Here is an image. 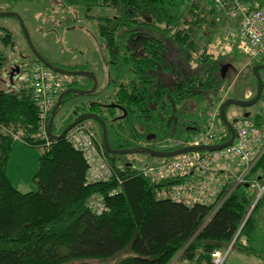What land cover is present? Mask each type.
<instances>
[{"label":"trees","instance_id":"1","mask_svg":"<svg viewBox=\"0 0 264 264\" xmlns=\"http://www.w3.org/2000/svg\"><path fill=\"white\" fill-rule=\"evenodd\" d=\"M100 1L117 12L113 16L100 15L112 19L98 26L105 50L109 49L119 62L125 48L145 50V60L133 63L136 85L128 89L122 84L117 86L113 103L119 105L123 117L112 120L110 129L116 123L121 131L133 132L135 125L142 122L149 130L160 128L171 134L178 128L181 113L190 99L210 102L209 96H216L223 88L224 80L216 61L208 54L207 47L199 46L207 30L209 36L213 33L210 21H215L214 15L220 11L213 0H61L63 6L82 8L85 12L95 10ZM237 1L250 9L259 8L264 2ZM204 4L203 9L199 8ZM199 13H204L206 18L197 17ZM209 16L211 20H207ZM135 34L140 37L132 39ZM8 37L6 34L1 38L4 46L9 44ZM169 48L177 50L176 72L170 83L165 81L171 75L170 69L162 59ZM192 55L195 62L191 61ZM7 60L0 50V264L107 260L127 248L130 255L111 264H211L210 253L228 245L237 232L246 241L240 244L243 251L264 261V253L253 250L264 247L261 225L264 194L247 215L257 191L252 188V181L263 183L264 180V151L245 174V180L222 200L230 188L226 186L213 204L187 205L161 198L158 196L161 188L187 179L152 183L133 163H114L113 155L107 151L114 174L107 181L88 182L89 167L83 153L65 137L57 141L50 139L49 146L37 138L39 110L31 91L15 88L13 83L3 87L1 70L8 65ZM36 62L39 61L34 56L19 63L23 68L14 66L25 72ZM12 77L14 80V74ZM158 78L162 81L155 80ZM71 95H66L63 102ZM114 107L105 110L95 102L77 107L81 111L75 109L56 134L85 112H97L105 121L104 111L113 116ZM252 120L258 125L261 118L256 115ZM185 130L192 133L191 128ZM15 137L28 146L42 149L32 178L36 189L25 193L12 185L6 173ZM169 150L174 148L163 151ZM95 193L103 196L107 206L101 214L87 207L88 199Z\"/></svg>","mask_w":264,"mask_h":264},{"label":"rangeland","instance_id":"2","mask_svg":"<svg viewBox=\"0 0 264 264\" xmlns=\"http://www.w3.org/2000/svg\"><path fill=\"white\" fill-rule=\"evenodd\" d=\"M107 7L110 8L111 6H107L106 2L101 3L100 1L95 10L93 9L92 12H85L82 8L63 6L61 0H12L10 2L7 0H0V12H14L21 17L35 49L42 57L54 63L56 66L60 65L67 69L74 67H80L84 70L89 69V71L91 70L95 73V76L98 78L99 84L95 90V95L73 94L68 101H65L60 106L53 121V131L55 133L60 130L75 109L79 112L81 111V109L79 110L77 107L81 108V106H86V103L97 100L100 102H107L109 105H112L114 101L118 89V85L114 82L123 78V72L121 76H117L115 67L111 64H105V60H103L97 48L96 38L93 37V35L97 36V38L104 43L103 39L98 34V26L101 22H110L112 19L110 20V18L106 17L102 18L100 15L107 14V16H113L117 14L115 10ZM204 7L205 4L203 7L199 6L201 9ZM102 8L105 9L103 10ZM197 17L206 18L204 13H199ZM211 17L212 16H209L207 20H211ZM214 17L216 20L210 21V24L214 26L212 29L213 33L211 32L209 36L207 30V36L200 42L199 46L207 47L208 54L216 61L219 72L223 65L230 64V67L226 69L224 77L222 78L224 80L223 88L218 91L216 96H209L211 97L210 102L208 100L190 99L187 103V107L181 113L182 118L180 119L178 128L171 134L162 132L160 128L149 130L147 124L142 122H139L140 126L135 125L134 130L135 132L139 131V133L142 132L143 134H133L134 131H121L120 127L115 123V127L111 128L108 133L112 146H123L126 147L125 149L146 148L162 151L188 146L193 135L205 130L207 113L216 105H220L227 98H253L256 93L257 83L252 74V69L253 66L257 64L258 60L253 62L249 61L247 57L241 54L236 48L237 29L240 16L236 11L226 14L222 10L219 13L217 12ZM6 34H8L10 41L7 46H4L1 43V38L6 36ZM208 41H211L209 43L210 45ZM0 50L4 51L8 59V65H6L5 69L11 71L15 69V62L18 63L17 65H20V62L31 60L34 57L27 44L18 19L12 15L0 16ZM107 54L108 53H106L105 56ZM194 57L195 56L192 55L191 61H194ZM194 62L191 63L195 66L196 64ZM258 64L262 63L259 62ZM261 70L262 68L259 69V72ZM2 71L3 69L1 72ZM106 71L110 72L112 81L108 88L104 87L100 90L101 86L104 84V81H100L101 73ZM2 77L4 79L2 84L3 87L8 86L10 82L9 77H5L4 73H2ZM7 79L8 82L6 81ZM208 99L210 100V98ZM104 113L107 116H111L108 115L107 111H104ZM118 114L121 115L122 113L115 109L114 115ZM245 114H248V117L251 119L256 115L260 116L261 120L258 126L264 134V99L260 98V100L251 106L229 105L226 111V116L229 120L242 118ZM193 120L197 121V123H194ZM83 123L96 131L97 136L99 135L98 138L100 137L96 121L93 119H86ZM196 126L198 127L196 128ZM186 127L191 128L192 133L185 130ZM151 134L154 135V137L147 138L148 135ZM99 141L102 144L101 137ZM16 144L22 145L23 142L19 139L13 142V151L10 156L9 167L10 180L13 184L19 180H23L24 184L27 185L26 187H30L29 190H35L36 186L32 178L37 169L38 158L42 149L39 147H30L31 151L24 152L21 147H15L14 149ZM112 158L114 163H133L136 169L139 170L146 166L164 161L162 158L141 152L115 154ZM239 175V171L234 170L228 177L226 186L229 180L232 181L226 193H230L236 186L233 180L235 181V177ZM244 177L245 175L243 176L242 182L245 180ZM252 184L254 185L252 188H256L255 190L257 191L250 209L259 192L262 191L261 195L264 194V188H262L264 180L263 183H257L253 180ZM261 225L264 230V215L263 218H261ZM236 237L235 240L233 238V248L228 254L226 264H264L262 258L245 254L241 248V245H244L246 242L244 237L240 238L238 235ZM263 248L262 246L255 247L253 250L264 253ZM129 255L130 251L127 248L107 260H78L70 264H111Z\"/></svg>","mask_w":264,"mask_h":264},{"label":"built area","instance_id":"3","mask_svg":"<svg viewBox=\"0 0 264 264\" xmlns=\"http://www.w3.org/2000/svg\"><path fill=\"white\" fill-rule=\"evenodd\" d=\"M213 2L219 11L223 10L226 14L236 11L239 14L236 48L249 61H262V64L257 63V65L263 66L259 75L264 82V2L261 7L251 9L237 0H213ZM21 67L23 68L24 65L20 64L18 68ZM10 71L5 69L2 73L5 77H9ZM13 72L12 86L29 90L34 97L39 110L36 135L37 138L44 140L45 146H49L51 141L47 134V123L58 95L75 83L81 84L83 78L55 72L40 62L34 63L25 72L21 70L17 73ZM6 81L8 82V79ZM232 124L236 134L235 138L231 145L223 149L191 151L137 170L152 183H159L166 179H187L184 183L161 188L158 192L161 198L182 201L187 205L213 204L225 190L226 181L233 171L238 170L240 174L235 177L236 184L242 182L245 173L264 151L263 131L251 118L242 117ZM64 137L73 147L83 153L89 167L88 182L109 180L114 174V169L107 159L96 131L84 124H78ZM228 138L229 132L219 117V105H216L207 113L205 130L193 135L188 146L216 145L225 142ZM194 176L198 180H195ZM228 194L224 195L222 200ZM87 207L96 214L107 210L103 196L99 193L90 196ZM233 244L234 240L223 248L214 249L210 253V263L226 264Z\"/></svg>","mask_w":264,"mask_h":264},{"label":"water","instance_id":"4","mask_svg":"<svg viewBox=\"0 0 264 264\" xmlns=\"http://www.w3.org/2000/svg\"><path fill=\"white\" fill-rule=\"evenodd\" d=\"M3 15H12L14 17H16L19 21V24L21 26V29L23 31V34L26 38L27 44L31 50V52L33 53V55L36 57V59L42 63L44 66L48 67L49 69L64 74V75H69V76H79V77H85V78H90L93 81V85L91 88L89 89H80V88H74V87H68L65 90H63L57 98V101L55 103V105L53 106L51 112H50V116L48 119V123H47V134L49 136L50 139L52 140H60L62 139L65 134L72 129L73 127H75L76 125L82 123L84 120L86 119H93L95 121H97L100 126H101V141H102V145L105 149V151H107L109 154H132V153H136V152H141V153H148L151 154L152 156L158 157V158H172L175 157L177 155H181L184 153H188L191 151H214V150H220L223 149L229 145L232 144L234 138H235V130L233 127V122L236 119L233 120H229L228 117L226 116L225 113V108L229 105H236V106H251L254 103H256L262 96L263 90H264V82L261 80L260 75H259V69L262 68L263 66L260 65H254L253 69H252V74L256 79V94L253 98L251 99H234V98H227L226 100H224L220 105H219V117L223 123V125L227 128L228 132H229V138L220 144H216V145H200V146H185V147H181V148H177L174 150H169V151H162V150H150V149H146V148H141V149H114L109 145L108 142V137H107V127H106V123L103 120V118H101L98 114L93 113V112H85L82 114H79L73 121H71L70 123H68L58 134L53 132L52 129V124L54 121V118L57 114L58 109L60 108V106L63 104V99L66 95L68 94H92L97 86V79L95 77V75L90 72V71H86V70H67V69H63L60 66H56L53 65L51 62H49L47 59H45L44 57H42L40 55V53L35 49L30 36L24 26V23L21 19V17L14 12H0V16ZM230 67V64H225L221 67L220 72H221V76L222 78L224 77V73L226 71L227 68ZM16 73L18 72L17 69L14 70ZM14 72L12 71L10 73V77H9V81L12 83L13 82V77L12 74ZM244 117H248V114H245ZM152 137H154V135H152ZM148 138H150L148 136ZM261 192H259V194L257 195L251 209L249 210V212L247 213V215L251 212L252 208L254 207V205L256 204L257 200L259 199ZM238 235V234H237ZM236 235V236H237ZM234 237V240L237 237Z\"/></svg>","mask_w":264,"mask_h":264},{"label":"flooded vegetation","instance_id":"5","mask_svg":"<svg viewBox=\"0 0 264 264\" xmlns=\"http://www.w3.org/2000/svg\"><path fill=\"white\" fill-rule=\"evenodd\" d=\"M134 37H132V39H138L140 37L139 34H135L133 35ZM94 38H96V41H97V48L100 52V54L102 55L103 57V60H105V64H108V65H112L115 67V69L117 70L116 71V75L117 76H121L122 72H123V78L121 80H117L115 81L114 83H116V85H120L122 84L124 86L125 89H128L130 88L131 86H135L136 85V77L134 75V70H133V63L135 62H141V61H144L145 59L143 58L145 54H143V52H145V50H135V49H130V48H125L124 50H121V53H122V62H119L117 60H115L113 58V56L108 52V50H105L104 46L105 45L104 43H102L98 38L97 36L93 35ZM131 41H127L126 43H130ZM108 53L106 56L105 54ZM142 54V57H140V55ZM46 59V58H45ZM164 60V63L166 65H168V68L170 69V76H167L165 77V81H169V83L173 80L172 78V74L175 75V72H176V65H177V50L176 49H172V48H169L167 50H165V54L163 55V58ZM27 61V60H26ZM50 62V61H49ZM18 63H14V65H17ZM53 65H55L54 63H52ZM60 66V65H59ZM61 68L65 69L64 67L60 66ZM76 68V67H74ZM74 68H68L67 70H72ZM79 69H74V70H84V69H80V67H78ZM16 69V68H15ZM14 71V69H13ZM86 71H89L86 70ZM90 72H92L90 70ZM11 73V72H10ZM93 73V72H92ZM95 75V73H93ZM96 79H97V86H96V89L98 87V84H99V81H98V78L97 76H95ZM104 81V84L101 86L100 90H102L104 87L108 88L109 85H110V82L112 81L111 77H110V72L109 71H106V72H102L101 73V77H100V81ZM156 81H162L161 78H158V79H155ZM155 81V82H156ZM139 83V82H138ZM137 83V84H138ZM166 83V82H165ZM158 84V82L156 83ZM78 85H86L87 87L85 88H80L78 87ZM93 85V81L92 79L90 78H86L85 80H83V82L81 84H77V86H73L74 88H80V89H89L91 88ZM155 85V84H154ZM72 87V86H71ZM95 89V90H96ZM90 95H95V91L90 94ZM73 96V94L69 97V99ZM68 99V100H69ZM67 100V101H68ZM95 103H100L102 104V106L104 107V109H108V108H111L112 106H115L114 108L116 110H119V105L115 104V103H112V105H109V103L107 102H100L99 100L97 101H94ZM64 103V102H63ZM90 103V102H89ZM92 103V102H91ZM75 108V107H74ZM120 111V110H119ZM93 113H96L98 114L97 112H93ZM72 114V113H71ZM99 115V114H98ZM105 117V116H104ZM123 117V114L121 115H113V116H106V120H105V123H106V127H107V137H108V142H109V145L114 148V149H125L126 147H116V146H112L111 145V141H110V137H109V130H110V127H109V124L112 120H117V119H120ZM102 118V117H101ZM75 119V118H74ZM73 119V120H74ZM71 120V121H73ZM71 121H69L68 123H70ZM95 121V120H94ZM67 123V124H68ZM96 124L98 125V130H99V133L101 134V126L100 124L96 121ZM137 126H140V124H138ZM124 131V130H123ZM127 132V131H126ZM141 134L139 133V131H136L134 130L133 134ZM134 136V135H133ZM149 137H152V134L151 135H148ZM148 138V137H147ZM113 155V154H112ZM115 155V154H114Z\"/></svg>","mask_w":264,"mask_h":264},{"label":"crops","instance_id":"6","mask_svg":"<svg viewBox=\"0 0 264 264\" xmlns=\"http://www.w3.org/2000/svg\"><path fill=\"white\" fill-rule=\"evenodd\" d=\"M256 65H257V64H256ZM9 77H10V75H9ZM10 84H12V83L10 82ZM15 140L18 141V138L15 137ZM15 140H14V141H15ZM15 147H21V148L23 149L24 152L31 151V149H30L31 146L26 145L24 142H23L22 145H21V144H16V145L14 146V149H15ZM12 151H13V144H12L11 153H12ZM10 156H11V154H10ZM10 156H9V160H8V164H7V172H6V173H7V177H8L9 180H10V177H9ZM34 173H35V172H34ZM33 175H34V174H33ZM193 178H194L195 180H198V178H197L196 176H194ZM231 181H232V180H229L228 185L231 184ZM10 182L12 183L11 180H10ZM233 183H234V185H237V184H236V180H235V181L233 180ZM12 185H13L17 190H19L20 192H23V193L31 191V190H29L30 187H26L27 185L24 184L23 180H19V181H17L15 184L12 183ZM228 185H227V186H228ZM226 194H227V193H225L224 195H226ZM242 251H243V250H242ZM245 254H249V253H246V252H245ZM250 255H251V254H250ZM252 256H254V255H252Z\"/></svg>","mask_w":264,"mask_h":264}]
</instances>
